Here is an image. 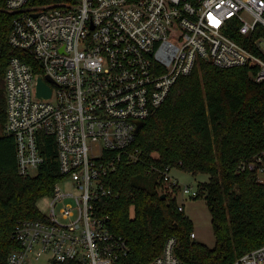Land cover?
<instances>
[{"label": "built area", "instance_id": "obj_1", "mask_svg": "<svg viewBox=\"0 0 264 264\" xmlns=\"http://www.w3.org/2000/svg\"><path fill=\"white\" fill-rule=\"evenodd\" d=\"M44 1L0 3L14 14L9 41L24 52L11 56L5 71V133L15 137L22 175L38 171L42 146L51 142L61 173L44 219L17 225L19 247L8 264H29L43 254L47 264H116L131 247L112 229L110 215L94 206L112 195L103 178L123 160L138 158L130 149L137 123L153 115L200 60L246 66L255 81L264 80V0ZM39 78L50 96L38 95ZM240 169L264 184V150ZM170 171L163 170L164 180L177 184ZM70 180L77 192L64 189ZM180 190L200 193L190 185ZM176 245L170 236L150 264H190ZM234 264H264V244Z\"/></svg>", "mask_w": 264, "mask_h": 264}, {"label": "trees", "instance_id": "obj_2", "mask_svg": "<svg viewBox=\"0 0 264 264\" xmlns=\"http://www.w3.org/2000/svg\"><path fill=\"white\" fill-rule=\"evenodd\" d=\"M13 18L0 10V264H8L10 252L19 247L17 225L44 219L38 202L51 196L61 179L54 143L42 146L45 160L37 173L22 175L15 137L5 133V71L11 56L24 53L9 41ZM130 149L139 151L138 158L123 160L106 175L103 182L112 195L94 202L131 247L116 264H150L170 236L177 238V255L190 264H234L264 244V184L253 171L240 169L264 150V80L255 81L246 66L225 68L200 60L144 121ZM175 166L209 175L196 197L204 196L211 212L214 247L191 237L193 221L173 195L180 186L164 180L163 170ZM165 185L173 194L161 191Z\"/></svg>", "mask_w": 264, "mask_h": 264}, {"label": "rangeland", "instance_id": "obj_3", "mask_svg": "<svg viewBox=\"0 0 264 264\" xmlns=\"http://www.w3.org/2000/svg\"><path fill=\"white\" fill-rule=\"evenodd\" d=\"M3 132V129L0 128V133ZM157 155V153H155ZM32 175L37 173L36 169H32L30 172ZM172 180L178 181L180 186L190 185L194 188H198L200 183L206 182L209 180V175L206 173L194 174L193 172L186 171L180 167H172L170 171ZM63 187L67 191L77 192L73 181H67L66 184L62 183ZM161 191H167L171 193V189L165 185L161 188ZM173 194V192H172ZM177 203L184 205L183 214L190 218L193 221V227L196 232L195 240L202 242L209 247H214L216 243V237L213 230L211 212L209 210L208 204L204 196L202 197H191L185 196L182 193V190L176 191ZM48 203L49 199L44 197L39 200L38 207L43 213L48 212ZM60 206H58L57 210ZM48 254H43L39 258L31 259L29 264H47Z\"/></svg>", "mask_w": 264, "mask_h": 264}, {"label": "water", "instance_id": "obj_4", "mask_svg": "<svg viewBox=\"0 0 264 264\" xmlns=\"http://www.w3.org/2000/svg\"><path fill=\"white\" fill-rule=\"evenodd\" d=\"M37 93H38V95L45 96V97H48L51 95V89L43 82V80L41 78H39V80H38ZM137 124H138V126L136 129V132L138 133L140 131V129L142 128V126L144 125V121H139Z\"/></svg>", "mask_w": 264, "mask_h": 264}]
</instances>
